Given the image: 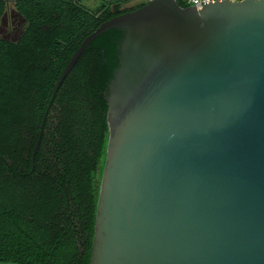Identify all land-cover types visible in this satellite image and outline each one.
Here are the masks:
<instances>
[{"label": "water", "instance_id": "95a60500", "mask_svg": "<svg viewBox=\"0 0 264 264\" xmlns=\"http://www.w3.org/2000/svg\"><path fill=\"white\" fill-rule=\"evenodd\" d=\"M111 30L90 264H264V0H151L56 89Z\"/></svg>", "mask_w": 264, "mask_h": 264}, {"label": "trees", "instance_id": "16d2710c", "mask_svg": "<svg viewBox=\"0 0 264 264\" xmlns=\"http://www.w3.org/2000/svg\"><path fill=\"white\" fill-rule=\"evenodd\" d=\"M129 4L20 3L29 30L17 42L0 38V264L91 263L108 141L104 91L117 64L119 33L111 30L94 39L56 91L69 61L50 76L42 66L29 69L19 48L34 45L37 32L44 37L40 46L62 41L70 48V60L103 22L147 2ZM2 7L0 0V15ZM39 15L44 18L40 22ZM40 24L49 31L43 32Z\"/></svg>", "mask_w": 264, "mask_h": 264}, {"label": "flooded vegetation", "instance_id": "af4514ba", "mask_svg": "<svg viewBox=\"0 0 264 264\" xmlns=\"http://www.w3.org/2000/svg\"><path fill=\"white\" fill-rule=\"evenodd\" d=\"M3 9L0 15V38L10 42H17L24 33L29 30L31 23L25 18L22 11L19 9L20 3H30L36 0H1ZM131 0H129V3ZM75 3L94 7L95 0H75ZM54 18L58 21L57 14ZM44 19L43 16H38L36 20L39 22ZM43 32H48L50 27L40 24ZM34 41L32 46L19 48L24 54V61L30 68L42 66L43 70L47 71L48 75L52 76L55 68L61 67L67 63L71 53L70 48L64 47L62 41H50L49 46H40V41L44 38L43 34L34 32ZM60 79V78H59ZM59 81V80H58ZM58 89V88H57ZM55 89V91L57 90Z\"/></svg>", "mask_w": 264, "mask_h": 264}, {"label": "built area", "instance_id": "2783aa9c", "mask_svg": "<svg viewBox=\"0 0 264 264\" xmlns=\"http://www.w3.org/2000/svg\"><path fill=\"white\" fill-rule=\"evenodd\" d=\"M145 1L149 2L151 0H145ZM181 1H183L187 6H194L195 9L199 10L210 3H222L225 1L237 2L242 0H181Z\"/></svg>", "mask_w": 264, "mask_h": 264}, {"label": "rangeland", "instance_id": "374dc122", "mask_svg": "<svg viewBox=\"0 0 264 264\" xmlns=\"http://www.w3.org/2000/svg\"><path fill=\"white\" fill-rule=\"evenodd\" d=\"M137 1H140V0H131L129 5L135 4Z\"/></svg>", "mask_w": 264, "mask_h": 264}]
</instances>
